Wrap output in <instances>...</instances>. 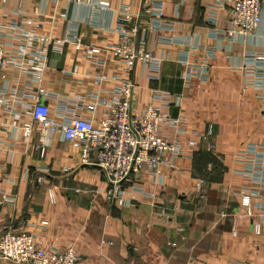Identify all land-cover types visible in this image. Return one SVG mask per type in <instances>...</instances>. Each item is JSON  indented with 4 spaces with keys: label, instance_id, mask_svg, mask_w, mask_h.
<instances>
[{
    "label": "crops",
    "instance_id": "obj_1",
    "mask_svg": "<svg viewBox=\"0 0 264 264\" xmlns=\"http://www.w3.org/2000/svg\"><path fill=\"white\" fill-rule=\"evenodd\" d=\"M97 2L7 0L0 21L21 20L12 12L15 8L42 20L34 12L41 4L55 16L53 30L47 23L42 32L51 30L62 37L76 29L82 45L77 48L69 41L62 51L50 50L43 79L54 94L46 103L62 119L70 109L81 110L93 94L114 88V82H99L95 73L110 77L120 61L107 55L106 67H95L85 52L90 45L118 42L119 8L130 5L140 28L138 36L161 63L159 68L137 63L135 108L140 111L154 91L167 93L164 110L181 120L185 131L180 140L186 152L175 167L163 169L162 182L154 184L150 174L141 175L145 192L135 203L122 206L108 199L101 170L82 163L69 142L58 136L43 145L37 132L26 139L16 128L14 115L0 110V233L11 228L33 231L44 247L75 248L80 264L264 263V238L252 230L258 209L243 217L237 214L246 183L238 173L243 170L240 152L264 140V88L243 89L248 52L264 48V9L254 35L231 41L226 36L228 8H219L215 15L209 0H163V20L174 26L157 32L148 29L151 18L142 0H111L109 10L100 9ZM61 12L66 17H60ZM158 35L173 42L158 44ZM184 60L197 67L204 62L208 72L185 79L189 64ZM75 66L77 74L72 72ZM6 74L18 78L13 86L24 94L23 101L32 102L34 90L25 85V76L14 66H8ZM81 111L96 120L103 116L102 108L96 113ZM15 112L21 125L26 118L23 106L18 104ZM260 172L264 175V168ZM42 175L46 180L39 182ZM49 188L55 190V202ZM0 264L15 263L0 260Z\"/></svg>",
    "mask_w": 264,
    "mask_h": 264
},
{
    "label": "built area",
    "instance_id": "obj_2",
    "mask_svg": "<svg viewBox=\"0 0 264 264\" xmlns=\"http://www.w3.org/2000/svg\"><path fill=\"white\" fill-rule=\"evenodd\" d=\"M6 1L0 0V12L5 10ZM110 1L98 0L97 6L109 10ZM209 1L210 11L215 15L219 8H228L230 27L226 30V36L231 41H237L240 36L254 35L262 24L264 0ZM163 3V0H142L144 11L151 18L150 31L157 32L174 26L163 20ZM12 12L19 14L21 20L0 21V110L14 115V124L26 139L37 132L43 145L50 144L58 136L69 142L78 150L82 163L95 165L101 170L108 183L109 200L122 206L135 203L145 192L140 176L147 173L152 176V183L162 182L163 169L175 167L176 159L186 152V147L180 140V135L185 131L180 126L181 120L171 117L164 110L165 102L169 101L167 93L154 91L140 111L135 108L133 74L137 63L140 62L144 68H159L161 63L153 48L147 45L143 37L138 36L140 28L134 21L130 5L122 4L119 8L121 22L115 28L119 34L118 42L106 47L90 45L85 52L95 67L105 68L107 55L120 61L119 69L110 77L95 73L99 82H114V88L93 94V100L83 105V110L94 113L102 108L103 116L98 120L95 116L84 117L82 109L78 108L68 110L59 119L46 103L54 95L43 85L49 51H62L64 44L69 41L79 48L82 43L76 29L71 28L64 36L56 37L51 31L55 16L47 14L45 6L41 4L35 7L34 12L43 17L42 20L34 19L33 15L21 8L12 9ZM66 15V12L59 14L60 17ZM47 23L51 30L42 32ZM157 38L158 44L173 42L171 38L161 35ZM184 63L189 64L187 74L183 75L185 79L193 75L204 77L208 72V65L204 62L199 67L188 60H184ZM8 66H14L25 76V85L34 90L30 94L32 102L23 101L24 94L13 86L18 78L6 74ZM243 68L248 75L243 89H263L264 48L249 51ZM90 69L84 75L88 76ZM72 72L79 73V67L75 66ZM18 104L23 106L26 116L21 125L17 123L20 114L15 112ZM172 126L177 127L173 132L169 130ZM239 156L241 158L238 161L243 164V170L238 173L246 183L240 192L241 210L237 214L243 217L252 208H257L252 230L255 235L264 238V175L260 172L264 168V140L242 150ZM37 180L43 182L46 177L42 175ZM202 185L200 181L198 186ZM256 185L258 188H255ZM54 191L49 188L52 202L56 201ZM80 259L73 247L66 250L44 247L38 234L27 229L11 228L0 233V260L15 264H80Z\"/></svg>",
    "mask_w": 264,
    "mask_h": 264
}]
</instances>
